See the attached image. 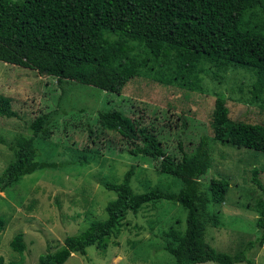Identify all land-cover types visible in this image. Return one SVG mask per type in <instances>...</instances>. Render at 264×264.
Wrapping results in <instances>:
<instances>
[{
  "label": "trees",
  "instance_id": "trees-1",
  "mask_svg": "<svg viewBox=\"0 0 264 264\" xmlns=\"http://www.w3.org/2000/svg\"><path fill=\"white\" fill-rule=\"evenodd\" d=\"M255 8L260 22L249 17ZM140 50L153 61L173 56L176 70L162 82L175 79L189 90L197 86L194 70L200 59L217 68L232 65L249 70L254 75L252 97L263 94L264 103V0H0V61L46 70L60 89L56 108L29 122L26 135L17 134L9 142L0 136V143L12 154L0 172V191L24 175L58 166L38 159L34 141L49 134L58 110L68 109L61 104L70 100L64 83L119 94L134 76L132 58ZM10 102V97L0 94L1 117L15 116ZM97 120L103 129L115 131L130 144L129 154L158 160L157 172L177 178L180 186L176 191L155 186L134 192L129 167L119 181L103 183L114 193L105 203L106 217L65 235L57 248L41 253L34 264H62L73 252L84 255L90 245L104 250L125 214L160 200L173 202L185 212L182 232L172 227L164 232L167 238L162 247L173 257L171 264H255L247 253L264 244V205L254 221V237L242 249L233 254L216 251L204 240V231L206 226L218 225L210 204L224 202L229 184L223 177H211L203 187L199 177L210 167L211 142L264 153V124L231 119L225 97L219 94L210 112V139L200 135L189 153L178 143L180 155L176 156L164 150L147 126L116 109L98 110ZM251 180L264 195L255 170ZM3 220L0 216V230ZM8 245L21 253L25 248L22 233H15Z\"/></svg>",
  "mask_w": 264,
  "mask_h": 264
},
{
  "label": "rangeland",
  "instance_id": "rangeland-1",
  "mask_svg": "<svg viewBox=\"0 0 264 264\" xmlns=\"http://www.w3.org/2000/svg\"><path fill=\"white\" fill-rule=\"evenodd\" d=\"M260 15L255 8L249 17L260 22ZM172 57L153 61L140 50L132 58L134 76L119 94L64 83L70 100L61 104L68 109L65 113L58 110L49 134L34 141L38 159L58 166L24 175L0 191V216L4 219L0 264H34L41 253L57 248L65 235L104 219L105 203L114 193L103 183L119 181L129 167L133 168L130 187L134 192L155 186L166 191L179 188L177 178L157 172L158 160L129 154L130 144L115 131L103 129L97 120L98 110L116 109L137 119L152 130L166 152L176 156L180 155L178 143L189 153L200 135L210 139V112L219 94L225 97L231 119L264 124L263 94L258 99L252 97L251 71L232 65L217 68L200 59L194 70L197 86L189 90L175 79L169 84L162 82L176 70ZM59 90L53 76L0 61V94L10 97L15 112L12 117L0 116V136L9 142L17 134L26 135L29 122L56 108ZM11 159V151L0 143V172ZM253 170L264 188V153L210 143V167L199 181L205 187L211 177H223L229 184L224 202L210 204V210L218 215V225L206 226L204 231V240L216 251L233 254L254 237V221L264 205V195L252 183ZM184 215L170 201L144 204L135 214L124 215L104 250L90 245L84 255L73 252L62 264H171L173 257L162 247L167 238L164 232L169 227L182 232ZM15 233H22L25 243L21 253L8 245ZM247 257L264 264V244Z\"/></svg>",
  "mask_w": 264,
  "mask_h": 264
},
{
  "label": "water",
  "instance_id": "water-1",
  "mask_svg": "<svg viewBox=\"0 0 264 264\" xmlns=\"http://www.w3.org/2000/svg\"><path fill=\"white\" fill-rule=\"evenodd\" d=\"M42 73H46V70H43Z\"/></svg>",
  "mask_w": 264,
  "mask_h": 264
}]
</instances>
